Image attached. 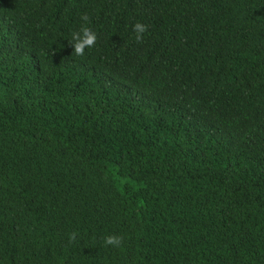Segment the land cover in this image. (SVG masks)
<instances>
[{"label":"trees","instance_id":"1","mask_svg":"<svg viewBox=\"0 0 264 264\" xmlns=\"http://www.w3.org/2000/svg\"><path fill=\"white\" fill-rule=\"evenodd\" d=\"M0 264H264V0H0Z\"/></svg>","mask_w":264,"mask_h":264},{"label":"clouds","instance_id":"2","mask_svg":"<svg viewBox=\"0 0 264 264\" xmlns=\"http://www.w3.org/2000/svg\"><path fill=\"white\" fill-rule=\"evenodd\" d=\"M83 20H87L88 17L84 16L82 17ZM133 30L136 32V38L137 40L140 39V34L144 32L145 28L140 23H136L133 27ZM72 39L74 41L73 48L77 55H82L84 52V49L86 47L90 48L93 46L96 35L92 32H90L87 28H82L79 33H74L72 36ZM119 239L114 236H108L105 239V244L107 245H118Z\"/></svg>","mask_w":264,"mask_h":264}]
</instances>
